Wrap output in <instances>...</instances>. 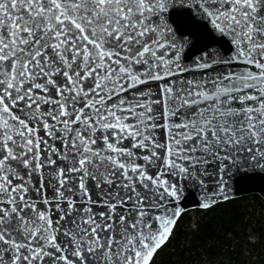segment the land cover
I'll list each match as a JSON object with an SVG mask.
<instances>
[{
    "label": "snow or ice",
    "instance_id": "snow-or-ice-1",
    "mask_svg": "<svg viewBox=\"0 0 264 264\" xmlns=\"http://www.w3.org/2000/svg\"><path fill=\"white\" fill-rule=\"evenodd\" d=\"M240 172L264 173V0H0V264H154L186 194Z\"/></svg>",
    "mask_w": 264,
    "mask_h": 264
},
{
    "label": "trees",
    "instance_id": "trees-1",
    "mask_svg": "<svg viewBox=\"0 0 264 264\" xmlns=\"http://www.w3.org/2000/svg\"><path fill=\"white\" fill-rule=\"evenodd\" d=\"M264 264V201L256 196L183 213L154 264Z\"/></svg>",
    "mask_w": 264,
    "mask_h": 264
},
{
    "label": "water",
    "instance_id": "water-1",
    "mask_svg": "<svg viewBox=\"0 0 264 264\" xmlns=\"http://www.w3.org/2000/svg\"><path fill=\"white\" fill-rule=\"evenodd\" d=\"M169 23L174 31L178 28L185 29L188 27L185 18L180 15L176 16L173 14ZM193 42H196L195 38H193ZM220 43L225 51L229 49L230 46L227 41L220 40ZM230 185L231 198L229 200L256 195L264 201V173L240 172L233 177ZM199 203L198 196L186 194V198L180 202V206L182 207L183 213L193 209L204 210L199 207Z\"/></svg>",
    "mask_w": 264,
    "mask_h": 264
}]
</instances>
